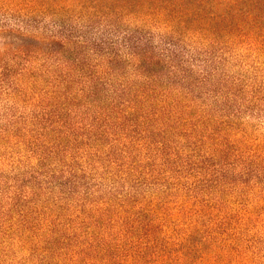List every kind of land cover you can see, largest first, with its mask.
Wrapping results in <instances>:
<instances>
[{"label":"trees","instance_id":"obj_1","mask_svg":"<svg viewBox=\"0 0 264 264\" xmlns=\"http://www.w3.org/2000/svg\"><path fill=\"white\" fill-rule=\"evenodd\" d=\"M108 2L117 7L97 10L84 28L61 24L46 44L11 35L15 56L25 66L18 77L2 75L0 89L20 94L25 87L19 80L26 76L37 84L39 67H31L37 57L45 58L47 68L56 66L57 73L40 95L46 117L32 141L35 176L22 181L0 207V226L5 234L16 233L24 249L40 250L48 264L55 256L70 264H184L187 254L172 249L170 237L158 228L169 219V199L180 191L188 194V203L177 201L182 214L220 210L213 192L225 187L220 161L232 148L216 136L213 121L189 94L192 87L184 92L176 87L191 75L183 69L188 61L181 41L263 47L264 0ZM102 17L109 28H97ZM129 17L154 20L171 32L162 52L151 47V33L120 24ZM4 30L0 26V38ZM132 60L137 61L134 82L117 68ZM161 66L167 75L155 72ZM210 78L204 73L195 83ZM228 95L235 92L228 89ZM216 122L224 124L220 118Z\"/></svg>","mask_w":264,"mask_h":264},{"label":"rangeland","instance_id":"obj_2","mask_svg":"<svg viewBox=\"0 0 264 264\" xmlns=\"http://www.w3.org/2000/svg\"><path fill=\"white\" fill-rule=\"evenodd\" d=\"M108 1L41 0L34 4L32 0H0V26L5 28L0 38V77L4 74L18 77L25 66V61L15 56L17 45L12 43L11 35L22 33L45 43L61 24L68 29L84 28L89 21L94 22L91 16L97 10L111 12L117 6ZM98 23L97 28L110 27L103 17ZM120 24L138 34L151 33V47L159 52L171 37V32L154 20L129 17ZM227 42L213 45L189 37L181 41L186 52L184 60L188 61L183 69L190 70L191 75L176 87L180 92L192 87L189 94L202 107L205 118L213 121L216 136L229 140L232 148L231 156L220 161L225 170V187L221 192H213V198L223 205L220 210L208 207L206 211L182 214L178 213L177 201L188 203V194L180 191L178 197L169 199V219L158 228L162 230L161 236L170 237L172 249L187 254L184 264H264V46ZM213 55L215 63H211ZM43 58L31 60V67H39L37 84L26 76L19 80L25 87L20 94L10 95L0 89V207L8 204L22 181L30 183L35 176L31 174L38 162L31 154L32 141L41 132L43 121H40L46 117L40 95L47 88L48 77L57 73L53 70L56 66L47 68L49 63ZM91 60L95 61L92 57ZM136 64L134 60L121 64L117 67L119 74L130 76L134 82ZM161 67L155 72L167 75V69ZM204 73L211 75L209 81L202 85L195 83ZM163 79L159 82L163 83ZM228 89L235 95L229 98ZM33 97L39 98L36 101ZM182 107L183 104L179 109ZM219 118L224 120L223 125L216 122ZM5 233L0 226V264H48L42 260L40 250H26L17 242L16 233ZM156 250H161L160 246ZM48 259L49 264H70L63 263L65 260L58 256Z\"/></svg>","mask_w":264,"mask_h":264}]
</instances>
